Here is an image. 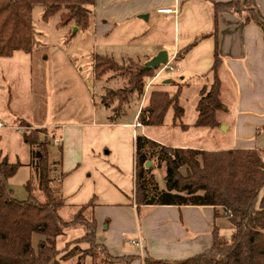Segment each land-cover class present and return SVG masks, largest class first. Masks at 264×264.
<instances>
[{"label":"crops","instance_id":"obj_1","mask_svg":"<svg viewBox=\"0 0 264 264\" xmlns=\"http://www.w3.org/2000/svg\"><path fill=\"white\" fill-rule=\"evenodd\" d=\"M231 1L96 0L92 6L91 20L101 47H132L140 54L127 55L123 60L132 59L144 65L162 51L168 54L167 66L159 68L147 83L144 98L136 100L139 106L133 109L132 120L126 117V109L115 119L110 117L109 122L80 125L73 120L55 139L62 153L60 172L66 174L62 182L63 198L69 206H82L94 201L97 241L114 257H137L132 264H143L147 256L157 260H185L212 245L215 226L225 238L234 233L229 219L217 207L172 205L138 209L134 202L138 136H145L166 147L213 151L204 148L200 144L204 139L200 138H213L220 144L222 128L224 135L231 134L232 138V146L225 150L255 149L264 159V33L256 23L246 22L238 14L219 13L216 16L215 4ZM253 2L254 7L245 5L243 0L241 9H255L264 16V0ZM162 9H171L173 13H159ZM204 34L210 35L179 58V53ZM216 51L222 59L218 76L220 96L225 105L217 116L220 126L209 130L185 124L187 108L182 107L184 116L177 122L173 118V127L184 132L202 130L203 137L195 139L198 145L191 142L172 144L154 138L150 129L164 125L144 126L139 116L163 72H171L166 77L169 80L164 83L176 85V91L181 90L180 97L185 88L194 86L195 93L189 100V108H194L197 113L200 92L211 85ZM138 129L142 134H138ZM114 150L117 155H113ZM158 183L161 189L165 188L164 179ZM77 230L80 231L74 238L68 239L70 230L57 239V244L60 238L65 239V245L81 238L84 232ZM80 247L85 249L87 244Z\"/></svg>","mask_w":264,"mask_h":264},{"label":"trees","instance_id":"obj_2","mask_svg":"<svg viewBox=\"0 0 264 264\" xmlns=\"http://www.w3.org/2000/svg\"><path fill=\"white\" fill-rule=\"evenodd\" d=\"M96 0H0V58H11L16 52L33 51V9L44 6L42 20L48 22L60 17V26L71 23L78 29L90 26V7ZM243 0L215 4V14L233 13L246 22L256 23L264 33V16L255 9H241ZM245 5L255 6L253 0H244ZM197 37L183 52L182 58L200 41L209 37ZM131 69H124L125 62ZM119 64L113 57L96 55L94 75L101 81L110 72L128 74L125 87L117 91L106 90L102 103L113 110L115 119L128 104L127 96L141 100L147 83L159 69H145V65L132 59ZM222 59L216 51L211 69V85L200 92L197 105L198 118L194 127L214 130L220 126L217 116L225 109L221 99V81L218 71ZM210 87V89H209ZM181 90L175 94L153 90L148 104L142 110L139 121L147 127L164 125L167 112L173 108L174 121L181 120L184 109L179 106ZM108 99L110 101H108ZM119 101L113 106V101ZM41 129H29L25 133L26 143L31 147L33 174L25 188L28 199H14L5 182L14 177L21 164H12L7 157L0 156V264H62L70 259L69 252L79 251L77 264H84L91 258L92 264H132L135 256H112L108 249L98 243V223L94 215V201L82 206H69L62 195V182L66 176L52 175L49 141L41 139ZM134 202L142 206H211L221 209L234 233L230 238L220 235L215 226L212 231V245L202 253L185 260H157L150 256L143 264H264V159L253 149L200 151L172 148L152 141L145 136L136 139ZM61 152V150H60ZM264 153V152H263ZM164 169L165 188L161 189L148 162ZM56 164L61 167L62 158ZM186 170L183 175L181 169ZM218 212L216 217H218ZM81 229V238L57 248V239L70 230ZM40 235L38 248L33 246V237ZM81 244H87L82 249ZM74 249L68 251V247ZM62 254V255H61Z\"/></svg>","mask_w":264,"mask_h":264},{"label":"rangeland","instance_id":"obj_3","mask_svg":"<svg viewBox=\"0 0 264 264\" xmlns=\"http://www.w3.org/2000/svg\"><path fill=\"white\" fill-rule=\"evenodd\" d=\"M43 14L44 6L36 5L32 17L33 51L31 53L19 51L11 58H0V156L7 157L12 164H21L17 174L5 182L12 197L20 201L28 199L25 186L33 174L30 167L31 147L25 141V133L29 129L43 130L44 135L40 138L44 140L46 137L49 141L52 175L58 177L61 172L56 162L59 161L62 153L55 139L61 136L62 128L74 122L73 120L78 121L80 125L92 124L95 121L98 124L106 120L109 122V118L115 116V112L105 108L102 97L106 90L117 91L123 89L127 83L128 74H120L117 71L110 72L101 81L96 80L95 56H113L119 64H122L127 55L131 57L133 54H140L132 47L126 49L101 47L97 42L98 34L94 33L92 20L87 29H78L76 34L72 35L76 27L74 23L60 26L58 15L44 22ZM122 65L126 70L132 68V64L127 61ZM170 73L164 71L152 90L177 93L176 85L164 83L169 80L166 77ZM194 93V86L187 87L179 100V106L187 108L185 124L194 125L197 118L195 109L189 108V100ZM144 96L145 94L142 98ZM134 97L135 95H128L129 103L120 106L122 110L126 109L128 120H132L133 109L139 106ZM118 102L113 101V106L117 107ZM174 113L175 110L171 108L165 116L164 126L150 129V134L157 140L167 143L191 142L190 144L197 146L198 142H195V139L203 137L204 132H201L202 130L184 132L180 128H174ZM220 129L223 132L220 134L222 143L214 142L213 138L210 140L200 138L204 139L200 144L207 150L213 151L230 148L231 134L226 136L224 130ZM137 132L142 134L140 129ZM129 147L132 149L131 144ZM125 153L122 154L127 156ZM115 154L117 155V151L114 150L113 155ZM151 167H155L154 162L149 168ZM181 172L186 175L184 168ZM153 174L157 182L163 181L165 175L163 168L155 167ZM79 231L71 230L68 239L74 238ZM41 240L40 235L33 237L35 249L38 248ZM64 242L63 238L58 240L59 250L66 246ZM73 249L74 245L68 247V251ZM69 253L70 259L67 260V264H77L81 256L80 252ZM84 264H92L91 258H87Z\"/></svg>","mask_w":264,"mask_h":264},{"label":"water","instance_id":"obj_4","mask_svg":"<svg viewBox=\"0 0 264 264\" xmlns=\"http://www.w3.org/2000/svg\"><path fill=\"white\" fill-rule=\"evenodd\" d=\"M78 31V28L75 27L72 35H75L76 32ZM168 64V54L166 51L160 52L157 56L152 58L150 61L145 63V69H159L162 66H167ZM151 162H148L146 167H150Z\"/></svg>","mask_w":264,"mask_h":264},{"label":"built area","instance_id":"obj_5","mask_svg":"<svg viewBox=\"0 0 264 264\" xmlns=\"http://www.w3.org/2000/svg\"><path fill=\"white\" fill-rule=\"evenodd\" d=\"M159 13L170 14V13H173V11L171 9H162V10H159Z\"/></svg>","mask_w":264,"mask_h":264}]
</instances>
